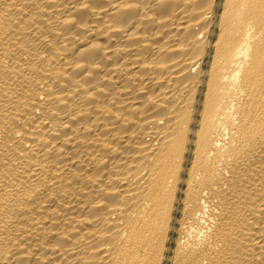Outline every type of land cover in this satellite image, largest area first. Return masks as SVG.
Here are the masks:
<instances>
[{
    "label": "bare ground",
    "instance_id": "6f19581e",
    "mask_svg": "<svg viewBox=\"0 0 264 264\" xmlns=\"http://www.w3.org/2000/svg\"><path fill=\"white\" fill-rule=\"evenodd\" d=\"M0 264H264V0H0Z\"/></svg>",
    "mask_w": 264,
    "mask_h": 264
}]
</instances>
